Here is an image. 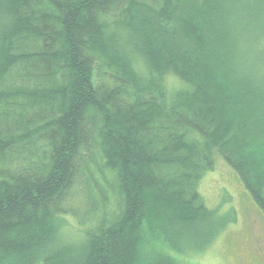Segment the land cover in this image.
<instances>
[{"label":"trees","instance_id":"16d2710c","mask_svg":"<svg viewBox=\"0 0 264 264\" xmlns=\"http://www.w3.org/2000/svg\"><path fill=\"white\" fill-rule=\"evenodd\" d=\"M263 71L264 0H0V264H180L215 153L264 213Z\"/></svg>","mask_w":264,"mask_h":264},{"label":"rangeland","instance_id":"374dc122","mask_svg":"<svg viewBox=\"0 0 264 264\" xmlns=\"http://www.w3.org/2000/svg\"><path fill=\"white\" fill-rule=\"evenodd\" d=\"M243 60L250 73H260L256 65L248 60L243 50ZM264 73V71L262 72ZM171 87L180 86L177 77H168ZM97 166L95 167L96 170ZM95 176L98 174L95 173ZM197 190L207 208L226 217V224L218 231L215 239L200 251L192 253H171L180 264H264V213L253 201L237 173L218 154L214 155V166L202 174ZM73 207L62 217V238L65 241L78 240L84 234L86 224L82 223V209L76 201H69L66 207ZM77 213V215L73 214ZM93 223V221H91ZM147 250L150 245L146 246ZM144 247V252L149 253ZM152 252H154L152 250Z\"/></svg>","mask_w":264,"mask_h":264}]
</instances>
